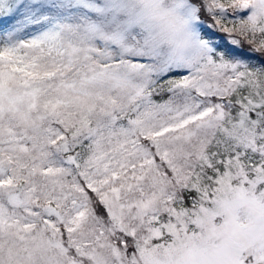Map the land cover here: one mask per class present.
<instances>
[{
	"label": "snow or ice",
	"instance_id": "6c2138e0",
	"mask_svg": "<svg viewBox=\"0 0 264 264\" xmlns=\"http://www.w3.org/2000/svg\"><path fill=\"white\" fill-rule=\"evenodd\" d=\"M0 264H264V0H0Z\"/></svg>",
	"mask_w": 264,
	"mask_h": 264
}]
</instances>
